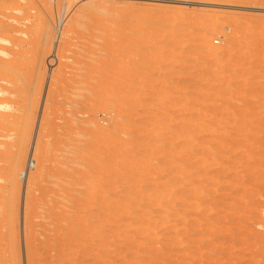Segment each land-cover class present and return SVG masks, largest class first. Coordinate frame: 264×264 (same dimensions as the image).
<instances>
[{"label": "rangeland", "instance_id": "1", "mask_svg": "<svg viewBox=\"0 0 264 264\" xmlns=\"http://www.w3.org/2000/svg\"><path fill=\"white\" fill-rule=\"evenodd\" d=\"M1 91L0 264H264V0H0Z\"/></svg>", "mask_w": 264, "mask_h": 264}, {"label": "bare ground", "instance_id": "2", "mask_svg": "<svg viewBox=\"0 0 264 264\" xmlns=\"http://www.w3.org/2000/svg\"><path fill=\"white\" fill-rule=\"evenodd\" d=\"M32 2H33V1H32ZM92 3H93V2H92ZM1 96H2V97H0V107L5 108V109L9 108L10 106L7 107L8 103L5 102L4 100H2V99H5V97H4L5 95H4V92H3V91H1ZM0 118H3V119L1 120L2 122H0V136H3V134L5 133V131H6V129H7V124H8L7 121H8V120L5 118V115H3V114H1V113H0ZM0 145H5V142L0 140ZM7 154H8V152H6V151H0V156H1V157H0V169H3V168L6 167V166H5V163H4V166H5V167L2 166V163L8 160V159H7V160L4 159V158L6 157ZM6 158H7V157H6ZM79 164H80V163H79ZM9 166H10V165H9ZM7 167H8V166H7ZM7 167H6V168H7ZM6 168H5V170L8 171V169H6ZM9 168H10V167H9ZM11 169H12V168H11ZM55 175H56V174H54V176H55ZM52 176H53V174H52ZM54 176H53V177H54ZM56 176H57V175H56ZM56 176H55V177H56ZM12 177H13V176H12ZM53 177L50 176V179H52ZM53 179H54V178H53ZM55 179H56V178H55ZM55 179H54V180H55ZM48 181H49V179H48ZM96 181H98V179H97ZM50 182H51V181H50ZM52 182H53V180H52ZM65 183L67 184L68 182H65ZM66 184H65V185H66ZM69 184H71V183L69 182ZM82 184H83V186H84L85 183H82ZM82 184H80V185H82ZM80 185H78V186H79L78 188H81ZM14 186H15V185H14ZM42 186H43V185H42ZM42 186H41V190H42V191H40L41 194H42V197H43V195H44V196L47 195V196L49 197L50 195H48V194H50V193L46 194V192H49V191L52 192V189L49 188V191H46L47 189L45 188L44 191H43ZM48 186H49V185H48ZM67 186H68V184H67ZM69 186H70V185H69ZM69 186H68V187H69ZM83 186H82V187H83ZM61 187H62V189H63L64 186H63V185H62V186L59 185V188H61ZM68 187H66V189H67ZM39 188H40V187H38V190H39ZM64 189H65V188H64ZM74 189H75L76 191L79 190V189H76V188H74ZM74 189H73V192L75 193L76 191H74ZM0 190H1V187H0ZM56 190H57V189H56ZM69 190H70V191H67V192L70 194V192L72 191V188L69 189ZM57 191H63V192H64V190H60V189H58ZM6 192H7V191H6ZM12 192H13V190H12ZM63 192H60V195L58 194L59 192H57V194L59 195L58 198H60V196L62 197V193H63ZM79 192H80V191H78L77 194H79V195H80V193L82 194V192H80V193H79ZM44 193H45V194H44ZM71 193H72V192H71ZM1 194L3 195L4 193H1ZM1 194H0V198L2 197ZM8 194H9V192H8ZM28 194H30V193H28ZM34 194H35V193H34ZM51 194H54V193L52 192ZM55 194H56V193H55ZM55 194L52 195V196L54 197ZM64 194H66V191H65V193H63V197H65ZM75 194H76V193H75ZM77 194H76V195H77ZM4 195H5V194H4ZM15 195H16V194H15ZM66 195H68V194H66ZM76 195H75V196H76ZM12 196H13V194H12ZM56 196H57V195H56ZM72 196H73V195H72ZM38 197H40V195H39ZM63 197H62V199L60 198V202H62L61 200H66V203H68L69 200L66 198L67 196L65 197V199H63ZM69 197H70V195H69ZM77 197H78V200H79L80 197H79L78 195H77ZM43 198H44V197H43ZM58 198L56 197V200H58ZM72 198H74V196H73ZM51 199H52V197H51ZM74 199H75V198H74ZM52 200H53V199H52ZM67 200H68V201H67ZM71 201H73V200L71 199ZM71 201H70V203H71ZM76 201H77V200H76ZM51 202H52V201H51ZM55 202L58 203L59 200H58V201H55ZM55 202H52L51 204L54 205ZM73 202H75V200H74ZM56 203H55V205H56ZM63 203L66 204L65 202H63ZM59 204H61V203H59ZM53 205H52V207H53ZM60 206H61V205H58L57 207H60ZM54 207H55V206H54ZM50 211H51V209H50Z\"/></svg>", "mask_w": 264, "mask_h": 264}]
</instances>
